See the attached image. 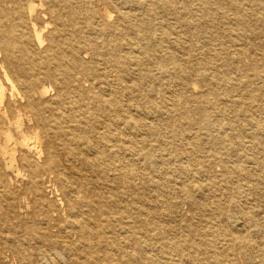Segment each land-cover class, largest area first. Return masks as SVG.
Segmentation results:
<instances>
[{
    "label": "bare ground",
    "instance_id": "1",
    "mask_svg": "<svg viewBox=\"0 0 264 264\" xmlns=\"http://www.w3.org/2000/svg\"><path fill=\"white\" fill-rule=\"evenodd\" d=\"M64 1L0 0V55L5 63H0V168L4 174H11L0 186L8 190L14 184V180L24 175L19 164L27 166L30 180L28 184L32 189H37L39 184L43 183L44 173L51 170V167L62 165L66 170L76 165L89 169L90 172H83L82 169L70 172L73 180H67L75 185H69L65 192L62 191L64 200L57 197L53 200L48 199L47 203H38L37 208L30 213V220L19 219L22 213L29 210L24 196L21 201L23 204L18 210L14 211L11 203L7 202L0 218V251L2 246L9 244L15 251L18 264H30L32 261L29 260V254L23 253L20 249L21 245L25 247V244L34 240L37 244L45 246L38 253L34 264H132L139 256L142 257L139 264H162L164 260L161 263L159 260L164 259V256L145 252L143 237H147L153 218L142 215H152L160 203H166L167 207L173 206V203L165 197V190L159 177L154 178L143 172L134 171L136 167L150 162L147 153L142 159L134 158L135 150L139 149L138 144L148 142L144 135H154L157 141L163 140L157 137L156 131L151 132L148 126L147 119L151 113L146 112L151 111L136 108L135 113H122L121 117L111 116L110 119L113 118L110 121L111 130L97 132L99 122H96L94 126H89L90 131L85 130L84 134L76 136L73 134L75 129L73 127L81 126L84 119L78 117L79 114L62 113L61 107L64 102L73 103L70 92L80 86L79 73L88 72V78L85 79L86 87L92 92L88 102L95 108L111 111L110 107L116 106L114 94L121 93L128 97L134 95V91L140 93V100L144 103L153 105L151 108L156 114L162 110L172 112L176 105L181 104L183 112L187 111L190 114L187 115L186 122L176 119L177 122L172 125L169 137L174 138L181 133L180 124L194 126L197 132L189 133L193 150L205 152L204 139L208 136L210 150L216 151V158L224 163V166L225 157H229L227 153L231 149L240 152L249 163H254L257 155L264 152V143L254 141V137L264 135V119L260 118L258 121L251 117L255 112L264 114V105L257 103L254 107L242 108L244 116L240 123L238 122L237 126L240 127L237 129L238 133L231 131L228 135V127L231 130L233 123L231 125L223 120H213L207 115L208 109L211 110L215 105L220 108V104L223 105L225 101L222 103L216 97V92L214 96H210L208 88L201 91L196 83L186 81L185 78L189 75L201 77L203 75L194 74L196 73L194 70L189 71L185 63L166 67V64L178 58L176 52L178 47L167 44L160 35L157 37L156 32L150 34V31H147L149 27L160 29V22H156L151 14L166 13L171 6V0H123L125 6L123 9L117 8L115 15L104 2L96 6L91 0H68L70 2L68 7ZM200 1L206 12L210 0ZM236 1L228 0L229 3L235 4ZM240 6L239 2L238 8ZM70 14L79 18L76 27L71 23ZM57 24L63 25L61 33L56 27ZM65 29L72 37L62 38ZM77 32L82 36L77 38ZM150 42L164 53V61H161L162 66L155 73H151L152 77L148 79L146 74H142V66L151 58L148 53ZM32 51H36L35 54L39 58L35 59L30 55ZM83 57H88L91 63L87 64ZM52 66L58 69L56 74H53ZM24 74V78L20 79V75ZM11 75L25 85L22 93L17 90ZM93 75L101 76L104 85L102 82H95ZM41 76L50 77L56 86L54 95L49 99L44 98L47 92L52 90L49 85H42L40 88L34 86V78ZM147 83L148 88L143 89L142 86ZM185 91L188 97L191 94L190 98L184 96ZM154 93L157 94L158 100L154 99ZM206 96L210 97V100ZM256 99L254 97L251 101L254 102ZM84 100L83 96L79 101ZM192 104L201 107L198 116H191ZM92 107L89 113L94 116L97 113ZM21 109L32 115L31 131H26L22 127ZM85 111L81 114H85ZM107 115L109 114L106 113L105 116ZM74 119L77 125L62 127V122ZM93 128L95 133L92 135L90 132ZM40 129L48 135L45 146ZM211 131L216 134L210 137ZM225 135L226 139H229L226 147ZM159 136L164 138L162 134ZM56 144L70 156L62 159ZM122 162L133 165V172H121ZM232 163L234 166L229 165L231 168H228L235 177L255 176L254 168L250 166L247 168L239 161ZM187 166L179 167V175L190 176L187 169L189 165ZM108 170L111 173H108ZM60 174H62L60 171L56 174L58 180L62 179ZM138 181L140 186L137 184ZM47 185L51 186L49 191L57 190L54 183ZM120 185L128 193L129 201L125 205H121L120 199L117 198L121 196L118 190ZM245 185L252 191L259 188L258 185L248 183ZM182 186L190 205L198 209L197 214L205 216L210 211L219 213L220 221H224L220 235H228L233 246L244 250L254 244L253 238L246 231L242 233L243 228L237 226L248 223L257 232L262 231L254 207L244 209L243 204H240L236 206V212L227 211L214 203L208 205L209 203L203 200L206 195L205 186L192 185L188 181H183ZM64 201L65 215H61L58 206H64ZM48 205H52L53 208L50 210L47 208ZM237 214H242L241 220L237 217L232 219ZM230 220L233 222L232 225L229 224L230 226L225 228V222ZM50 224L53 230H49ZM194 225L193 215L184 220L185 227ZM18 228H21V233H18ZM149 235L159 238L157 233ZM184 236L176 244H171V250L180 254L179 250L183 247L199 252L200 244H195L190 237ZM201 240L209 262L213 264L225 262V247H222L223 251H218L213 238ZM165 242L166 240L161 243L159 240L156 241L161 247L159 253L166 252ZM207 263L202 260L199 264Z\"/></svg>",
    "mask_w": 264,
    "mask_h": 264
},
{
    "label": "rangeland",
    "instance_id": "2",
    "mask_svg": "<svg viewBox=\"0 0 264 264\" xmlns=\"http://www.w3.org/2000/svg\"><path fill=\"white\" fill-rule=\"evenodd\" d=\"M91 2L96 6L104 2L114 15L116 14L117 8L123 9L125 6L123 0H115V2L114 0H91ZM239 2L241 3L240 8H238ZM64 3L66 6L70 7V2L68 0H65ZM170 3L171 6L166 13L151 14V17L156 22H160V29L157 30L149 27L147 31H150V34L156 32L157 37L160 35L167 44L178 47L176 50L178 58L176 57L174 62L166 64V67L185 63L189 71L194 70L196 72L194 74L201 73L203 75L202 77L201 75H189L185 80L196 83L201 91H206L208 88L210 96H214L216 92V97H218L222 103L225 101V103H223L224 106L220 104V108H218L215 105L211 110L208 109L207 115L213 120H223L228 124L233 123L234 126L231 124V130H229L228 126H225L228 127L227 135L231 131H234L233 133H238L237 129H240V127L237 126L238 122L240 123V119L244 116L241 109L246 106L254 107L257 103H263L264 105V0H237L236 4L233 2L229 3L228 0H210L206 12L200 0H171ZM53 12L56 14L55 11ZM78 19L76 15L70 14V20L73 26L76 27L79 24L77 22ZM62 26L63 25L60 24L56 25L60 33ZM62 35V38L72 37L67 34L66 29ZM80 36H82V34L77 32V38ZM134 39L136 38L134 37ZM148 48V53L151 58L150 60H146L142 66V74H146L148 79H150L152 77L151 73H155L156 70H159L160 66H162L161 61H164V53L160 51L157 45H151V42ZM32 52L33 53H30V55L35 59L39 58L35 54L37 53L36 51ZM83 60H85L87 64L91 63L88 57H83ZM0 63L5 64L2 55H0ZM80 64L82 63L80 62ZM164 64L165 62H163V65ZM51 68L53 74L58 72L57 68L53 66ZM108 68H110V65H108ZM87 73L88 72L85 71L79 73L80 86L76 90L70 92L73 103L69 104L64 102L61 107L62 113L79 114L78 117L81 116V119H84L81 126L73 127L75 128L73 134L75 133L77 136L84 134L86 132L85 130L90 131L91 129L89 130V126H94L96 122H99L97 132L100 130L101 132L111 130L110 121L113 119H110L111 116L121 117L122 113H135L137 112L136 108H139L145 111H151L146 112L151 113L147 119V122H149L148 126L151 132L156 131L157 137L163 139L157 141L154 135H144V138L147 139L148 142H145V144H138L139 149L137 148L135 150L134 158L142 159L147 153L148 157H150L149 164L146 163L134 169L133 165L122 162V168L120 169V171L124 173H128V171L133 172L134 169L136 172H143L154 178L159 177L161 186L165 190V197L173 203L171 207H167L166 203H160L157 206L156 212L152 215H142L153 218L149 225L147 237H143V243H145L146 246L145 252L147 251L146 253H151V255L155 256H164V259L160 258L161 260H159V263L164 260L162 264H199L202 260L208 262L207 264H213L208 261L207 251H205L206 248L203 246L201 240L213 238L216 241V250L219 251L222 250V247H225V262L220 264H264V152L257 155V159L254 160V163H249L246 161V157L242 156L240 152H234L231 149L227 153L229 155V157H227L228 162H226L227 158L225 157L224 166V163H221L216 158V151L210 150L209 140L207 139L208 136L204 139L205 152L200 153V151L193 150L191 145L192 138L191 136L189 137V133L197 132V128H194V126L191 127L188 125V128L186 124H180L179 130L182 134L180 133L181 135L179 134L174 138L169 137V135H171L170 130L173 128L172 125L177 122L176 119L186 122L187 115L190 114V112L187 111L183 112L181 104L176 105L172 112L171 110H162L156 114V111H152L153 108L151 107H153V105L144 103L140 100V93L134 91V95L131 94L128 97L121 93L114 94L113 98L115 99L114 104L116 106L112 105L110 107L111 111H106L99 107L95 108L88 102V98L91 96L92 92L86 87L87 82L85 79L88 78ZM11 76L15 80L17 90L22 93L25 85L21 84L19 80L23 79L25 74L20 75V79H17L13 75ZM93 80L98 83L102 82L104 85L103 79L99 75H93ZM33 81L36 88H40L42 85H49L52 88V90L47 92L44 98L49 99L54 95L56 86L50 77L41 76L39 78H34ZM58 85L60 86V84ZM142 88L147 89L148 83L143 85ZM187 94L188 93L185 91L184 96L188 97ZM189 95L188 98L191 97V94ZM83 96L85 100L82 102L79 101ZM153 97L155 100H158L156 93L153 94ZM254 97L257 99L252 102L251 100ZM206 98L210 100V97L206 96ZM116 100L118 102H116ZM82 105L88 106V108H84ZM91 107L95 108L94 110L97 113L94 116L89 113ZM84 110H86L85 114H81ZM191 110V116H198L201 112V107L198 104H192ZM20 112L22 113L23 129L31 131L33 129V121L30 119V117L32 118L31 113L28 111L25 112L22 109ZM106 113L109 115L105 116ZM170 116L173 118H170ZM251 117L253 120L256 119L259 121L260 118L264 119V114L255 112ZM66 125H77V121L74 119L70 122H62L63 128H66ZM92 130L90 134L93 135L95 133L94 128ZM40 134L43 139V145L45 146L48 142V135L41 129ZM160 134H162L164 138H161L159 136ZM215 134L214 131H211L209 136L211 137ZM75 135L74 137L76 138ZM227 135H225V147L228 146L229 143V139H226ZM254 141L257 143H264V135L254 137ZM56 145L58 147V154L62 159L70 156V154L66 155L58 144ZM18 155L19 153H17V157ZM202 155H204V158H202ZM233 161H239L241 165L247 168L249 166L254 168L256 170L255 176L253 178L242 176L235 177L233 172L229 169L231 168L229 165L234 166L232 163ZM181 165H189L187 169L189 171L188 175L190 176L179 175L178 169ZM19 168H21V173L24 175L14 180V184L10 186L8 190L0 186V218L5 211L7 202L11 203L14 211L18 210L19 206L23 204L21 201L24 196V200L29 205V210L22 213L19 219L25 221L28 219L30 220V213L34 208H37L38 203H47L48 199L53 200L57 197L62 199V201L64 200L62 191L65 192L69 185H75L69 182L73 180L70 177V172L79 171V169H82V171L86 173L90 172L89 169H84L76 165L66 170L62 165H58L56 168L51 167V170L45 171L43 183L39 184L37 189H32L28 184L30 180L27 166L19 164ZM59 171L62 173L60 174L62 178L60 180L57 179L56 175ZM107 172L111 173L109 170ZM258 174L259 176H257ZM8 176H11V174H4L2 168H0V185H2L3 180ZM47 180H49V182ZM183 181H188L192 185L199 184L205 186L204 191L206 195L203 200L209 203L208 205L214 203L218 207H223L227 211L234 212H236V206H240V204H243L244 209H246V207H254V209L257 210L256 216L261 222L262 231L257 232L252 226H249L248 223H244L243 226L237 225L241 229L243 228L242 233L246 231V233L253 238L255 241L254 244L243 250V248L233 246L228 235H220L224 221H220L219 213L210 211V213L205 216L197 214L198 209L190 205L189 200L184 194L182 186ZM48 183H54L57 190H52V192L51 190L49 191L48 189H50L51 186L47 185ZM247 183L258 185L259 188L254 191L249 190L245 185ZM137 184L140 186L139 181ZM118 190L121 196L117 198L120 199L121 205H125L129 201L128 193L123 186L119 187ZM64 207L65 201L64 206H58V211L61 212V215H65L63 214ZM47 208L51 210L53 207L52 205H48ZM261 209L262 211H260ZM191 215L194 216L195 225L192 227H185L184 220H187ZM236 217L241 220L240 217H242V214H237L232 219L234 220ZM16 219H18V217ZM232 223V220L225 222V228L232 225ZM48 228L49 230H53L51 224ZM21 232V228H18V233ZM153 233H157L159 238L156 239L151 237L152 235H149ZM183 235L187 238L190 237L195 244H200L199 252L183 247L179 250V253L181 252L180 254L171 250V244H176ZM157 240H159L160 243L166 240L165 243L167 247L164 248L166 252H163V254L158 252L161 247L159 246L160 244L158 245L156 243ZM21 246L20 251L30 256L29 260L32 261L30 264H34V260L38 253L45 248V246L37 244L34 240L25 244V247H23V245ZM127 250L131 251V249ZM0 257V264H18L15 251L9 244L2 246ZM141 258L142 257L139 256L132 264H139L140 261H142Z\"/></svg>",
    "mask_w": 264,
    "mask_h": 264
}]
</instances>
